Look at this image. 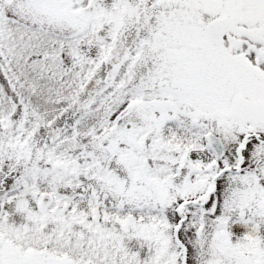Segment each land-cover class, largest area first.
I'll return each mask as SVG.
<instances>
[{
	"label": "snow or ice",
	"instance_id": "snow-or-ice-1",
	"mask_svg": "<svg viewBox=\"0 0 264 264\" xmlns=\"http://www.w3.org/2000/svg\"><path fill=\"white\" fill-rule=\"evenodd\" d=\"M0 264H264V0H0Z\"/></svg>",
	"mask_w": 264,
	"mask_h": 264
}]
</instances>
